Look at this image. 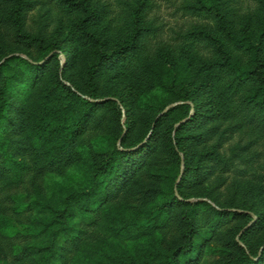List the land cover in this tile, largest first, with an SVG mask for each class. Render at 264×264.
Listing matches in <instances>:
<instances>
[{
    "label": "trees",
    "instance_id": "16d2710c",
    "mask_svg": "<svg viewBox=\"0 0 264 264\" xmlns=\"http://www.w3.org/2000/svg\"><path fill=\"white\" fill-rule=\"evenodd\" d=\"M52 1L67 16L73 40L104 38L117 45L91 78L111 69L145 81L158 68L159 85L180 101L163 104L161 120L174 121L175 135L185 131L188 146L217 129L212 118L264 124V0H251L245 12L243 0H183L185 13L205 22L178 32L177 46L159 51L148 47L158 29L148 18L151 0H116L111 17L109 5L97 0ZM16 2L9 15L22 27L20 12L28 2ZM41 49L50 51L39 59L10 55L0 62V264H264V245L249 243L255 224L234 233L226 249L213 244L226 234L220 228L248 210L186 195L182 188L200 167L176 138L171 153L178 165L164 200L144 208L142 201L158 192L138 190L140 203H122L121 192L142 167L155 131L137 152L124 146L130 122L122 100L83 96L61 80L33 96L51 64L63 72L72 62L71 56L61 61L63 48L54 44ZM197 64L207 77L199 82L190 74ZM209 89L207 108L197 93ZM104 123L109 136L97 135ZM178 210L181 228L165 238L167 214ZM148 236L162 240L145 243Z\"/></svg>",
    "mask_w": 264,
    "mask_h": 264
},
{
    "label": "rangeland",
    "instance_id": "374dc122",
    "mask_svg": "<svg viewBox=\"0 0 264 264\" xmlns=\"http://www.w3.org/2000/svg\"><path fill=\"white\" fill-rule=\"evenodd\" d=\"M28 2L20 12L24 25L19 27L15 17L10 13L16 6V0H0V62L10 55L42 58L50 49L41 46L54 44L63 48L58 55L61 61L71 56L69 68L61 72L51 64L43 73L40 81L33 89V96L58 80L76 90L77 93L88 96H114L124 102L129 120L128 141L124 146L143 150L145 135L155 131L153 144L150 145L147 158L137 175L130 180L129 187L121 192L122 203L138 204L135 199L138 190H154L157 197L142 201L144 208H153L164 200L170 192L172 180L178 165V157L171 153V144L177 139L178 144L188 147L193 159L198 162L200 170L191 176V181L182 188L186 195L218 206L220 208H239L248 210L246 216L239 221H232L220 228L224 234L218 239L216 235L213 244L228 248L234 233L241 228L255 224V230L250 239L254 248L264 245V124L256 121H238L235 118L222 120L212 118L210 125L217 129L210 133L202 142L189 143L185 131L174 134L172 119L161 120L163 104L176 105L180 101L167 88L159 85L158 68L152 67L144 80L141 77L127 76L119 71L106 69L94 79L90 72L102 56L111 55L117 46L115 43L98 42L90 39L88 43L73 40L65 28L67 16L56 10L52 0H25ZM99 4H108L110 13L114 15L116 0H97ZM251 0H243L240 5L242 12L246 11ZM152 7L148 18L158 27L154 35L148 39V47L162 50V47L173 48L179 42L178 32H185L194 25L204 22L185 13L183 0H151ZM44 37V41L40 39ZM59 52V50L57 51ZM202 51H200L201 53ZM206 56L207 53H201ZM191 77L196 82L206 79L200 65L191 68ZM198 100H204V106L211 107L212 90L200 91ZM107 105L103 104V108ZM165 109H168L167 107ZM107 118V117H105ZM99 134L109 136L110 130L104 123ZM113 142L119 143L112 134ZM115 138V139H114ZM140 148V149H139ZM181 158V157H180ZM199 158L200 160L198 161ZM194 162V161H193ZM179 177H177V181ZM63 181H67L66 176ZM21 189L13 190L20 193ZM129 214L128 210H123ZM181 210L170 211V225L164 232L165 238L175 234L181 228L179 221ZM147 220V216L142 221ZM162 235V234H161ZM218 239V241H217ZM234 239V238H233ZM161 237L146 238L145 243H160Z\"/></svg>",
    "mask_w": 264,
    "mask_h": 264
}]
</instances>
